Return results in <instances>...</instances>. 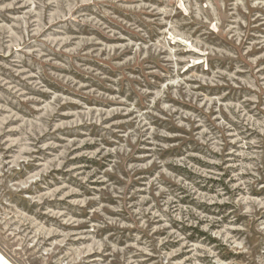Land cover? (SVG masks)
<instances>
[{
	"label": "rangeland",
	"instance_id": "374dc122",
	"mask_svg": "<svg viewBox=\"0 0 264 264\" xmlns=\"http://www.w3.org/2000/svg\"><path fill=\"white\" fill-rule=\"evenodd\" d=\"M0 254L264 264V0H0Z\"/></svg>",
	"mask_w": 264,
	"mask_h": 264
},
{
	"label": "crops",
	"instance_id": "0c3cea01",
	"mask_svg": "<svg viewBox=\"0 0 264 264\" xmlns=\"http://www.w3.org/2000/svg\"><path fill=\"white\" fill-rule=\"evenodd\" d=\"M1 254H0V264H8L9 261L3 257L4 255L2 256ZM9 264L11 263L9 262Z\"/></svg>",
	"mask_w": 264,
	"mask_h": 264
},
{
	"label": "bare ground",
	"instance_id": "6f19581e",
	"mask_svg": "<svg viewBox=\"0 0 264 264\" xmlns=\"http://www.w3.org/2000/svg\"><path fill=\"white\" fill-rule=\"evenodd\" d=\"M8 264H9V262H8Z\"/></svg>",
	"mask_w": 264,
	"mask_h": 264
}]
</instances>
